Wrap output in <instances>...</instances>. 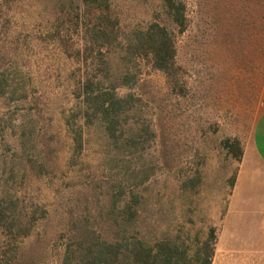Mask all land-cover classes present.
<instances>
[{
  "label": "rangeland",
  "instance_id": "obj_1",
  "mask_svg": "<svg viewBox=\"0 0 264 264\" xmlns=\"http://www.w3.org/2000/svg\"><path fill=\"white\" fill-rule=\"evenodd\" d=\"M184 1L180 31L161 0H107L106 68L76 57L91 6L0 0V264H64L67 248L122 238H168L191 255L210 227V264H264L240 231L227 245L238 161L223 144L244 142L256 113L264 0ZM153 21L174 36L178 84L128 54L132 31ZM87 76L125 101L100 112Z\"/></svg>",
  "mask_w": 264,
  "mask_h": 264
},
{
  "label": "trees",
  "instance_id": "obj_2",
  "mask_svg": "<svg viewBox=\"0 0 264 264\" xmlns=\"http://www.w3.org/2000/svg\"><path fill=\"white\" fill-rule=\"evenodd\" d=\"M81 2L85 6L94 8L97 13L91 10V14L93 16L95 14L96 22L84 31V45L76 50V57L84 61L90 58V62L94 59L98 61V64H104L106 68H109L105 53L112 42L111 34L117 33L115 18L108 8L107 0H81ZM161 2L170 20L180 31L184 30L187 21L185 1L161 0ZM79 26L77 24V28ZM103 46L106 50H102ZM126 47L130 56L145 59L153 68L164 73L170 81L175 84L179 83V66L176 63L177 48L172 32L165 25L153 21L145 29L132 31ZM126 78V75L121 76L122 80ZM82 86L83 91L88 94L87 100L105 114L110 112V108L118 106L126 99L116 98L112 93H102L98 89H93L92 79L88 76ZM223 144L235 159H240L242 150L236 138H227ZM233 181L234 179L231 184ZM128 206H126L125 213L129 216H136L137 211ZM0 215L3 216V207H0ZM215 239V228L210 227L207 238L191 255L188 254L187 248L176 245L168 238L155 241L153 245H148L139 238L130 241L122 238L115 242L103 240L89 245H78L76 249L67 248L64 250L63 257L66 260L64 264H68L67 260L71 257H79L80 264H189L191 261L192 264H210L213 254V245L210 242Z\"/></svg>",
  "mask_w": 264,
  "mask_h": 264
},
{
  "label": "crops",
  "instance_id": "obj_3",
  "mask_svg": "<svg viewBox=\"0 0 264 264\" xmlns=\"http://www.w3.org/2000/svg\"><path fill=\"white\" fill-rule=\"evenodd\" d=\"M240 147L242 153L224 215L227 245L236 240L240 231L251 245L249 249L264 253V65L256 113Z\"/></svg>",
  "mask_w": 264,
  "mask_h": 264
}]
</instances>
